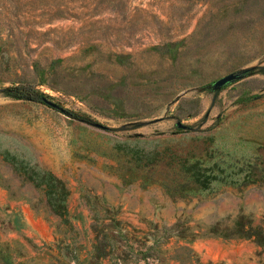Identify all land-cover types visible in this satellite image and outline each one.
<instances>
[{"label": "rangeland", "instance_id": "rangeland-1", "mask_svg": "<svg viewBox=\"0 0 264 264\" xmlns=\"http://www.w3.org/2000/svg\"><path fill=\"white\" fill-rule=\"evenodd\" d=\"M0 264H264V0H0Z\"/></svg>", "mask_w": 264, "mask_h": 264}, {"label": "trees", "instance_id": "trees-1", "mask_svg": "<svg viewBox=\"0 0 264 264\" xmlns=\"http://www.w3.org/2000/svg\"><path fill=\"white\" fill-rule=\"evenodd\" d=\"M2 92L14 98L39 100L42 102H44V97H45L44 94L30 82H17L11 85H7L2 88ZM70 113L73 116L77 115L75 114V112H69V114ZM78 118L83 119V117H78ZM59 202L60 201L58 202L54 200L51 201V203H53L55 206L60 205Z\"/></svg>", "mask_w": 264, "mask_h": 264}, {"label": "water", "instance_id": "water-1", "mask_svg": "<svg viewBox=\"0 0 264 264\" xmlns=\"http://www.w3.org/2000/svg\"><path fill=\"white\" fill-rule=\"evenodd\" d=\"M244 72V69H241V70H232V71H228L226 72L225 74L217 77L214 79V81L212 82V86L213 87H219L229 81H232L238 77H240ZM44 102L49 104V105H52V106H55L57 108H59L60 110H64L61 106L57 105L55 102L51 101L50 99H47L44 97ZM93 123L94 125H97V126H102L100 123L98 122H91ZM176 125L179 126V127H185L186 125L180 121H176Z\"/></svg>", "mask_w": 264, "mask_h": 264}]
</instances>
